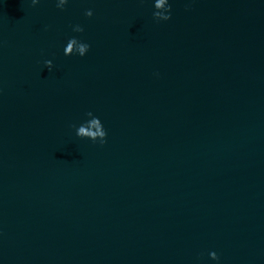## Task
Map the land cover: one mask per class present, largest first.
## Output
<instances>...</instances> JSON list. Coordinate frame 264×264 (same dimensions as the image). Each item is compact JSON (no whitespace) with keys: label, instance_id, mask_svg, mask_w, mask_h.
Returning <instances> with one entry per match:
<instances>
[{"label":"water","instance_id":"95a60500","mask_svg":"<svg viewBox=\"0 0 264 264\" xmlns=\"http://www.w3.org/2000/svg\"><path fill=\"white\" fill-rule=\"evenodd\" d=\"M0 264H264V0H0Z\"/></svg>","mask_w":264,"mask_h":264},{"label":"clouds","instance_id":"9594fccd","mask_svg":"<svg viewBox=\"0 0 264 264\" xmlns=\"http://www.w3.org/2000/svg\"><path fill=\"white\" fill-rule=\"evenodd\" d=\"M41 2V0H32V4L34 6L38 5ZM161 2H163V0H161ZM70 0H55V4L56 7L58 9H60L61 11L65 10L66 7L69 5ZM84 15L88 18L93 17L94 15V11L89 8L85 11ZM166 21L171 19V15L167 18H165ZM74 32L76 33H83L84 32V28L83 26L77 24L73 27L72 29ZM91 45L89 43H87L86 41L77 38L76 36H71L67 39L65 46L63 47V54L65 56L71 57V56H79V57H85L88 52L90 51ZM44 66L48 69V70H52L54 67L53 61L51 59L45 60L44 61ZM89 116L93 115V113L91 111H89L87 113ZM92 126L100 129L103 126V131H99L96 134H93L91 136V140L93 142H98L101 145L105 144L107 142V131L101 121V119L99 117H96L93 121H92ZM83 132V128H81L78 132H77V136H80L81 133ZM97 137H99V139H97ZM212 258L215 259V261L219 262L220 257L218 256V254L216 252H214L212 254Z\"/></svg>","mask_w":264,"mask_h":264}]
</instances>
